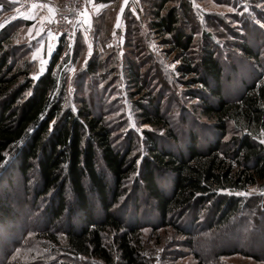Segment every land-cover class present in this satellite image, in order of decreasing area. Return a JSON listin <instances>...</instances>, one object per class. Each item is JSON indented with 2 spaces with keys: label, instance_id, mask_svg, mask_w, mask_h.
<instances>
[{
  "label": "trees",
  "instance_id": "16d2710c",
  "mask_svg": "<svg viewBox=\"0 0 264 264\" xmlns=\"http://www.w3.org/2000/svg\"><path fill=\"white\" fill-rule=\"evenodd\" d=\"M101 1L113 0H94ZM146 18L149 32L168 37L164 39L168 52L179 61L176 70L180 77L186 78L181 82L188 88H201L188 93L199 100L193 107L198 118L192 120V128L181 142L171 129L170 115L162 111V96L151 97V82L146 78L149 66L144 64L152 61L153 54L146 51L132 24L136 35L128 39L125 56L131 96L141 98L147 93L148 106L138 103L139 118L142 124L165 132V136L143 132L147 154L142 158L135 152L133 138L124 146L116 143L107 115L94 113L84 99L75 113L63 108L65 84L56 71L64 53L62 38L44 73L33 80V64L27 61V54L12 44L10 32H0V169L13 159V168L26 189L24 195L32 196L34 205L45 203L48 226L38 238L66 258L148 264L141 241L144 224L137 220L142 206L160 228L175 227L192 242L193 232L175 224L189 215L193 222L207 216L193 227L217 234L234 225L253 231V220L237 223L247 203L236 193L264 182V143L260 142L264 140V72L252 82L242 83L241 89L235 88V96L228 99L224 64L211 35L204 34L201 49L195 48V23L187 0H157ZM104 29L102 24L99 30ZM238 51L263 68L260 52H254L248 42L239 45ZM107 58L110 66V56ZM102 64L90 60L83 78L95 76L101 69L103 73L107 65L102 68ZM105 70L109 78L108 66ZM82 86L81 80L79 88ZM90 89L94 88L90 85ZM200 119L207 123L200 124ZM131 179L132 190L145 200L139 208L140 201L135 199V220L124 210L127 204L117 210L121 199L127 198L126 184ZM6 185L12 189V180ZM8 193L0 195V218L13 213ZM252 207L264 221V196L260 206ZM56 223L60 226L55 227ZM239 253L259 257L237 250L219 255ZM44 261L42 264H58Z\"/></svg>",
  "mask_w": 264,
  "mask_h": 264
},
{
  "label": "rangeland",
  "instance_id": "374dc122",
  "mask_svg": "<svg viewBox=\"0 0 264 264\" xmlns=\"http://www.w3.org/2000/svg\"><path fill=\"white\" fill-rule=\"evenodd\" d=\"M2 1L4 0H0V26H2L0 32L4 29L10 32L12 44L27 54V61H31L33 64L30 78L36 80L33 78L34 76H40L44 73L51 55L62 38L64 53L56 71L60 82L64 81L65 84V93L62 98L63 108L75 113L79 107L78 102L80 99H84L90 104L94 113L104 112L107 115L106 120L113 129L114 137L117 138L116 143L119 146H124L133 138L136 147L135 152L139 153L142 158L147 154L146 138L143 132L146 131L157 136H165V132L148 124H142L139 118L138 103L142 106H148L147 93H142L141 98L131 96L133 89L129 83L128 69L125 65V56L129 52V49H126V44L130 37L133 38L136 35L134 29L137 28L139 33L137 36L143 39L146 51L150 55L153 54L151 56L152 61L144 64L145 67L149 66L146 78L151 82L153 90L151 97L162 96V111L170 115L171 129L182 142L183 136L185 137L188 130L192 128V120L198 118L193 107L199 103V100L192 99L188 93L201 87L188 88L182 83L186 78L180 77L176 70L179 61H175V55L168 52L169 47L164 41L168 37L159 38L155 33L149 32L146 16L153 9L157 0L111 1L109 17L105 21L102 20L103 24H110V29L104 26V32L100 34L99 39H96L89 32L85 39L82 38L83 41L78 39L79 36L76 33L72 37L67 36L69 26H71L68 22L65 34L61 36L52 34L49 30L55 16L54 12L53 19L47 26V32L52 34L51 36L54 37L57 45L51 52L52 54L47 53L48 56L46 50L42 54L41 49L36 48L32 36L33 31L29 26L32 23L28 10L29 6L31 4L41 5L42 3H38L36 0L25 4L20 0H17L15 4H10L6 0ZM54 1L57 7L61 8L67 0H46L43 4ZM187 2L190 5L195 23V48L197 51L201 49L204 34L211 35V41L224 64L225 82L227 81L224 86L225 96L232 99L236 94L235 88L240 87L241 89L242 83H250L264 72V27L261 26L264 25V0H187ZM93 3L95 2L87 4L83 14ZM142 3H144V7L141 5ZM83 16L76 21L82 20ZM132 24L135 25V28ZM245 42L250 44L254 52H260L263 68H260L257 62L245 58L238 51V46ZM108 56H110V66L108 65ZM90 60L103 62L102 68L103 65L108 66L110 83H108V75L106 76L107 70L105 69L107 66L103 73L101 69L95 76L83 78V73ZM104 71L106 72L104 73ZM106 77L107 80H105ZM81 80L83 86L80 89ZM89 84L94 89H90ZM173 98L174 100H172ZM198 122L200 124L207 123L203 119ZM138 163H140V159L137 161ZM13 167V159H8L0 169V195L4 191L9 192V203L13 210L9 217L1 216L0 218V264H16L17 261L18 264H42L46 262L44 260H56L58 264H100L95 260L84 258H66L61 253H55V249L38 238L39 234L41 235L48 226L47 222H44L46 218L43 211L45 203L39 201L34 205L32 196L26 197L24 195L26 189ZM9 180L13 182V187L10 190L6 185ZM126 185L128 187L127 198L121 199V204L117 210L127 204L124 210L130 214V219L135 220L134 213L138 212L135 199L138 198L140 201L139 208L142 204L144 205L145 200L143 196L137 195L132 190V179ZM241 193L247 194L237 195L247 203V206L244 216L239 218L237 223H242L243 220L246 222L248 219L253 220V231L246 232L243 227L234 225L229 230L217 234L201 229L202 226L193 227L195 222H199L197 225L205 222L207 216L193 222V216L189 215L185 218L186 221L175 224L179 228L193 232L195 237L193 242L180 234L175 227L160 228L155 223L156 221L149 220L147 215L149 209L142 206L141 215H137V220L142 225L144 224L141 230V241L147 263L264 264V221L259 220L260 217L257 216L252 207L256 204L260 206L262 203L264 182L248 187ZM126 201L130 204L125 203ZM57 225L60 226L56 223L55 227H58ZM32 228L37 229L38 232L33 233ZM51 229L53 230V228ZM233 250L259 257L255 259L251 255L243 253L219 255L220 252Z\"/></svg>",
  "mask_w": 264,
  "mask_h": 264
},
{
  "label": "crops",
  "instance_id": "0c3cea01",
  "mask_svg": "<svg viewBox=\"0 0 264 264\" xmlns=\"http://www.w3.org/2000/svg\"><path fill=\"white\" fill-rule=\"evenodd\" d=\"M6 1L10 4H15L17 2V0H6ZM41 5L31 4L29 6L28 10L30 11V15L32 19L31 20L32 23L29 26L32 28L33 31L32 36L36 43V48L39 47V49H41L42 54L46 50V55L48 56L49 44L52 45L53 50L57 45L54 37L49 36V32H47V26L49 22L53 19L54 14H50L48 8L42 7ZM47 5H50L54 10L55 8H57V4L55 1L53 3H48ZM129 10L132 9L129 8ZM109 11H110V1L107 3L101 1L90 5L89 9L85 13L86 15H84L82 20L78 22L73 19V16H68V17L66 16L68 23L71 24V26H69V32H68L69 34H67V36L72 37L76 33V34H80L82 38L85 39V37L89 34V32H91V34L96 39H99L100 34H103L104 32V30L100 32L99 27L103 24L102 22L103 19L104 21L108 19L110 14ZM86 19H87V23L85 22ZM104 26L107 29H110V24L108 25L104 24Z\"/></svg>",
  "mask_w": 264,
  "mask_h": 264
},
{
  "label": "built area",
  "instance_id": "2783aa9c",
  "mask_svg": "<svg viewBox=\"0 0 264 264\" xmlns=\"http://www.w3.org/2000/svg\"><path fill=\"white\" fill-rule=\"evenodd\" d=\"M22 3H30L34 0H20ZM38 3H45L46 0H36ZM94 0H67L63 7L55 8V16L53 22L51 23L50 32L55 35H63L66 31L67 25V15L73 16V19L76 21L79 19L89 2Z\"/></svg>",
  "mask_w": 264,
  "mask_h": 264
},
{
  "label": "snow or ice",
  "instance_id": "6c2138e0",
  "mask_svg": "<svg viewBox=\"0 0 264 264\" xmlns=\"http://www.w3.org/2000/svg\"><path fill=\"white\" fill-rule=\"evenodd\" d=\"M42 7H46V8H48V11H49V13L50 14H54V12H55V10L50 6V5H47V4H43V5H41ZM83 15H86V14H83ZM85 22L87 23V19L85 20ZM262 27H264V25H261ZM0 27H2V26H0ZM52 34L51 33H49V36H51ZM70 47H71V45H70ZM53 51V47H52V45L51 44H49V54H51V52ZM34 79H39V76L37 75V76H34L33 77ZM50 130H51V126H50ZM261 143H264V140H261L260 141ZM222 191H226V190H222ZM229 194H231V193H229ZM237 195H247L246 193H236Z\"/></svg>",
  "mask_w": 264,
  "mask_h": 264
}]
</instances>
